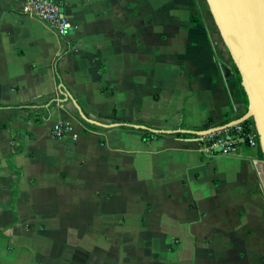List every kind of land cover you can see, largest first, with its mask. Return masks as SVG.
<instances>
[{
    "label": "crops",
    "instance_id": "1",
    "mask_svg": "<svg viewBox=\"0 0 264 264\" xmlns=\"http://www.w3.org/2000/svg\"><path fill=\"white\" fill-rule=\"evenodd\" d=\"M56 1L66 36L0 0V264H264L260 145L197 139L243 97L195 0Z\"/></svg>",
    "mask_w": 264,
    "mask_h": 264
},
{
    "label": "water",
    "instance_id": "2",
    "mask_svg": "<svg viewBox=\"0 0 264 264\" xmlns=\"http://www.w3.org/2000/svg\"><path fill=\"white\" fill-rule=\"evenodd\" d=\"M206 1L248 99L246 111L234 121L253 119L264 153V0Z\"/></svg>",
    "mask_w": 264,
    "mask_h": 264
},
{
    "label": "built area",
    "instance_id": "3",
    "mask_svg": "<svg viewBox=\"0 0 264 264\" xmlns=\"http://www.w3.org/2000/svg\"><path fill=\"white\" fill-rule=\"evenodd\" d=\"M23 11L54 27L62 36H66L71 29L69 19L63 14L62 8L56 0H24ZM40 109L45 111L46 106H40ZM243 121L231 120L211 126L204 132H198L197 139L205 148L224 155L234 154L240 144L257 146L259 136L254 122L248 121L244 124ZM69 129L68 122L56 121L52 125L51 132L55 136H61ZM73 136L76 134L74 133Z\"/></svg>",
    "mask_w": 264,
    "mask_h": 264
},
{
    "label": "trees",
    "instance_id": "4",
    "mask_svg": "<svg viewBox=\"0 0 264 264\" xmlns=\"http://www.w3.org/2000/svg\"><path fill=\"white\" fill-rule=\"evenodd\" d=\"M196 3H197V5H198V7L200 9L205 11L211 17L214 27L217 28L216 23H215V21H214V19L212 17L211 12H210V9H209L207 1L206 0H196ZM232 63H233V66H234V69H235V73H236V77L238 79L240 90H241V93H242L243 105H242V108L240 109V111L238 113H236L235 115H232V116L225 117V118L219 120L216 124H213V125H220V124L226 123L228 121L234 120V119L240 117L241 115H243L244 112L247 109L248 99H247L246 92H245V90L243 88V85L241 84V75H240L239 70H238L236 64L234 63L233 59H232ZM17 105L34 107V112L32 113V114H34V113H38L39 111H41L39 109L40 106H46V108H47L49 103H48V105H45V104H43V102H27V103H21V104H17ZM83 111H84V113H86V115H88L87 112L84 109H83ZM42 115L46 116L47 113H44V114L42 113ZM248 121H253V119L252 118H247V119H245L243 121V123L245 124ZM85 122L90 127L104 128L102 125H97V124H95L93 122H90V121H85ZM183 125L184 124H183V120H182L179 123L178 126L183 127ZM120 126L121 127H126V128H133L134 127L133 125L128 124V123H121ZM137 128L146 132V135H144V139H150L153 136H160V135H165V134H175V135H184V136L195 135L196 134L194 131L187 132V131H181V130H173V131L167 132L165 130H155L156 127L151 126L149 124H146V126L137 127ZM205 128L206 127H203L201 129H205ZM12 187L17 190V185L15 184V180H14V184L12 185ZM15 196H16V191L14 193H12L11 198H10V204H11V207L13 209H14V198H15ZM10 225H11V223L7 224L5 227H9Z\"/></svg>",
    "mask_w": 264,
    "mask_h": 264
},
{
    "label": "rangeland",
    "instance_id": "5",
    "mask_svg": "<svg viewBox=\"0 0 264 264\" xmlns=\"http://www.w3.org/2000/svg\"><path fill=\"white\" fill-rule=\"evenodd\" d=\"M195 2H196V0H195ZM196 6L198 7L197 3H196ZM198 9H199V12H200L199 13V17H201L203 19L204 23L207 24L208 31L211 34V38L212 39L214 38V39L217 40V45H219V47H222L223 45H225L223 40H222V37H221V35L219 33L218 28H215L214 25H213V21H212L211 17L205 11L200 9L199 7H198ZM0 214H1L0 215V222H1L3 219H6L8 213L6 211H4L3 209H1ZM53 249H54L53 254L49 256L50 261L60 262L59 260L61 259V262H62L64 260V257H65L64 252H63V254L60 255L61 256L60 257V256H58V251L59 250L55 249V248H53ZM56 251H57V256L56 257H60L59 260H57V259L55 260V254L54 253ZM53 256H54V258H53ZM0 257H3V255L0 254ZM63 264H65V263H63Z\"/></svg>",
    "mask_w": 264,
    "mask_h": 264
}]
</instances>
